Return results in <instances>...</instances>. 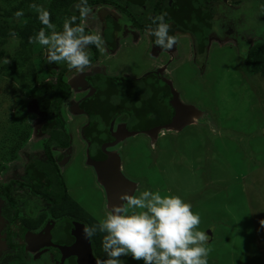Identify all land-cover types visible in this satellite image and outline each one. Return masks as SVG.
Instances as JSON below:
<instances>
[{
  "label": "rangeland",
  "instance_id": "1",
  "mask_svg": "<svg viewBox=\"0 0 264 264\" xmlns=\"http://www.w3.org/2000/svg\"><path fill=\"white\" fill-rule=\"evenodd\" d=\"M49 2L39 0L38 6L45 9ZM150 14L151 7L141 18L145 20ZM106 15L120 22L125 31L117 39L116 51L111 53L103 44L97 63L82 72L71 70L65 76L71 97L62 105V114L72 136V147L67 154L56 147L52 150L54 158H67L61 170L71 197L98 221L115 203L86 158L82 133L90 118L77 108L88 94L94 95V90L78 88L80 78L98 74L104 79L140 80L147 74L159 75L172 89L186 124L181 129L130 135L124 132L125 114L116 118L110 134L119 143L107 146L105 152L118 160L127 186L122 194L138 195L148 188L162 196L177 195L190 203L191 210L201 218L198 229L209 236V264H264V227L260 225L264 220V75L250 73L244 67L249 50L258 43L264 46V0H221L215 31L201 58L190 33L173 30L176 43L171 50L157 49L149 31L135 30L126 16L110 6L91 8L89 15L81 18V24L102 38ZM8 21L20 26L22 18ZM10 45L8 55H13L16 46L14 42ZM37 45L42 52L44 83L55 84L59 70L48 63L46 48ZM86 50L92 56L89 47ZM33 72L29 69L26 75ZM18 84L0 77V140L5 142L0 148V264H57L49 246L42 245L45 252L43 247L29 252L46 234L43 230L29 234L20 223L33 210L31 206L41 210L46 203L34 201L27 190L18 186L12 188L17 204L10 203L3 193L12 180L23 177L27 164L45 160L43 146L49 133H39L38 123L46 120L37 105L40 96L19 93L29 127H24V132L29 130L31 136L16 156L9 155L12 120L19 104L18 96L13 97L12 92L21 89ZM12 103L16 105L13 108ZM89 106L97 118L106 112V107L95 100ZM164 133L168 135L162 136ZM120 203L119 199L115 204ZM17 212L21 218L12 223ZM19 248H23L26 262L17 258ZM121 259L125 264H142L128 257Z\"/></svg>",
  "mask_w": 264,
  "mask_h": 264
},
{
  "label": "trees",
  "instance_id": "2",
  "mask_svg": "<svg viewBox=\"0 0 264 264\" xmlns=\"http://www.w3.org/2000/svg\"><path fill=\"white\" fill-rule=\"evenodd\" d=\"M39 0H0V77H6L19 83L21 89L13 91L12 96H18L19 104L16 107L12 120V148L9 155L16 156L21 151L31 136L30 131L24 132L26 126L25 115L23 114V99L20 100L19 93L40 96L37 103L41 112L46 116L44 122L38 123L39 133L47 134L48 139L44 143V161L35 160L26 165L24 175L20 180L14 181L4 187V195L10 203L17 204L12 195L13 187L28 188L35 198H42L52 202L50 214L55 220H73L85 225H92L98 222L93 216L82 208L75 201L67 190L65 178L58 165V160L53 157V147L69 149L72 136L67 128L65 118L62 114V105L71 97V87L65 82L66 74L74 69H68L61 62L51 64L58 68L56 83H44L43 71L41 69L42 52L37 50L35 35L41 29L45 34L50 30L37 18V11L32 7L38 5ZM78 0H50L45 8L49 12V20L55 26L56 31H61L63 22L70 16H76L77 24H81V18L75 8ZM221 0H88L90 8L105 5L117 10L126 16L132 27L137 31H147L150 27H155L153 20L156 16L166 13L165 22L169 24V34L173 30H181L190 33L195 38L196 51L201 58L207 52L210 45L211 34L215 31L217 23V6ZM151 7L150 16L143 20L141 16L146 14ZM21 10L23 15L20 26L12 25L8 20L17 19L15 13ZM105 28L102 33L104 45L111 52L117 49V39L125 35V31L120 22L113 17L104 16ZM86 33H91L85 28ZM157 49L164 50L155 45ZM15 43L16 50L12 55H8L9 47ZM37 45V46H36ZM92 56H90L91 67L100 59V51L93 45L88 46ZM167 49L166 51H170ZM7 59L9 62L5 63ZM15 67V70H12ZM87 67V68H88ZM245 69L253 74L264 75V46L261 43L253 46L244 61ZM34 69L33 73L26 75L27 70ZM16 71V72H15ZM96 74L94 78H89V82L95 90V94L87 96L80 104V109L90 118V124L84 128L86 141L92 143L97 141V155L92 160H103L105 155L100 152V147L104 143H109L114 139L111 137L110 128L113 121L120 115L126 113L130 116L127 122V129L131 132H144L157 125L169 124L175 115V108L172 105L174 94L168 84L160 80L157 75L148 74L143 79L133 80L128 77L120 79L105 77ZM86 81V80H85ZM87 82V81H86ZM100 86L102 83H106ZM41 84V86H39ZM39 86V87H38ZM37 88V89H36ZM18 92V93H17ZM92 100V102H91ZM98 102L102 107H106L105 114L97 118L93 115L89 103ZM93 105V104H92ZM15 107L12 103V108ZM22 110V111H21ZM21 113V115H18ZM103 121V123H100ZM102 124V125H101ZM29 128V127H28ZM93 144V143H92ZM5 146V142L0 140V148ZM48 184L49 187H43ZM43 188V191L40 189ZM44 215L36 221H24L25 225H31L30 229L44 222ZM62 225L58 224L55 235L62 239L64 234ZM103 234L97 233L92 239V249L95 261L103 260L104 254L101 251V237ZM14 247V246H13ZM18 259L24 261L19 253Z\"/></svg>",
  "mask_w": 264,
  "mask_h": 264
},
{
  "label": "clouds",
  "instance_id": "3",
  "mask_svg": "<svg viewBox=\"0 0 264 264\" xmlns=\"http://www.w3.org/2000/svg\"><path fill=\"white\" fill-rule=\"evenodd\" d=\"M32 7L41 24L50 30L47 35L43 29L35 35V41L47 50L48 63L63 62L70 70L84 71L90 65L88 46L100 49L104 44L99 33H86L85 27L76 23V16L66 18L62 30L56 31L49 12L35 4ZM75 8L80 18L91 12L88 0H78ZM22 15L21 10L15 13L17 18ZM165 16L166 13L156 16L155 27L148 31L155 45L167 50L174 46L176 37L169 34ZM119 199L121 203L112 204L103 219L82 230L88 240L98 232L103 234L100 244L105 258L97 264H125L121 257L142 264H209V236L198 229L201 218L191 210L190 203L177 195L162 196L148 188L138 195L123 193ZM260 225L264 227V220Z\"/></svg>",
  "mask_w": 264,
  "mask_h": 264
},
{
  "label": "flooded vegetation",
  "instance_id": "4",
  "mask_svg": "<svg viewBox=\"0 0 264 264\" xmlns=\"http://www.w3.org/2000/svg\"><path fill=\"white\" fill-rule=\"evenodd\" d=\"M148 31V30H147ZM96 75V74H95ZM148 75V74H147ZM146 75V76H147ZM152 75H154V74H152ZM158 77H159V75H157ZM95 77V76H94ZM94 77H84V81L86 82V84H85V88L86 87H89L90 88V91L91 90H94V88L92 87V85L90 84V82H89V78H94ZM160 78V77H159ZM81 79V78H80ZM160 80H161V78H160ZM77 87H78V85H77ZM79 88V87H78ZM82 88V87H81ZM85 88H82V89H85ZM89 91V92H90ZM94 94H95V90H94ZM87 96H90V94H88ZM86 96V97H87ZM85 97V98H86ZM85 98L83 99V100H85ZM82 100V101H83ZM82 103V102H81ZM77 111L78 112H82V113H84L81 109H80V105H79V107L77 108ZM125 114V116L127 117V122L128 121H130V116L128 115V114H126V113H124ZM124 114H122V115H124ZM122 115H120V117L118 118V120L121 118V116ZM174 119H175V115L173 116V118H172V120H171V123H169V124H162V125H157L156 127H154V128H152V129H149L148 131H144V132H137V133H144V134H147V133H151V132H155V133H160V131H161V129H165V128H172V125L174 124ZM116 120V119H115ZM114 120V121H115ZM113 121V123L111 124V128H110V131H111V129H113V125H114V122ZM84 130V129H83ZM124 132L126 133V134H130V135H133V134H135L136 132H131V131H129L128 129H127V124L125 125V128H124ZM168 134H171L172 132L169 130L168 132H167ZM167 134V135H168ZM166 135V133H164L162 136H164V137H166L167 136ZM82 137H83V139H84V143L86 144V146H87V148H86V158L88 159V162L90 163V164H92V163H94V162H105V161H107L108 159H109V157H113V159H115L116 160V163H117V166L115 167V169H116V172H117V178L120 180V181H123L124 182V180H123V178L121 177V173H120V171H119V166H118V160L116 159V156H111V154L109 153V152H105V148L107 147V146H116L117 145V143H119V141H117V139H116V136H113V135H111V137L114 139L113 141H111V142H109V143H104L103 145H101V147H100V152H102V154H104L105 155V159H103V160H99V161H96V160H92V157H91V153H90V151L92 150V155H93V157H96V155L98 154L97 153V149H96V143H97V141H93L92 143H90L89 141H86V139H85V136H84V132L82 133ZM73 143V142H72ZM71 147H72V144H71V146L69 147V149H71ZM56 148H58V147H56ZM58 149H60V150H62V151H64L65 152V154H67V153H69V149H61V148H58ZM43 154H44V152H43ZM52 154H53V150H52ZM53 157H55V156H53ZM58 157V158H57ZM55 159L56 160H58V165H59V167H60V169H61V166L62 165H65L66 164V161H67V158H65L64 157V155H60V156H57ZM35 160H39V159H35ZM34 160V161H35ZM41 161V160H40ZM68 161L70 162V158L68 159ZM94 168H95V166H94ZM95 170H96V173L98 174V177H99V173L97 172V169L95 168ZM62 171V170H61ZM63 173V172H62ZM63 175V174H62ZM99 180H100V177H99ZM101 181V180H100ZM125 183V182H124ZM101 184H102V181H101ZM104 185V184H103ZM42 186L45 188V187H49V185L48 184H42ZM112 189H114L113 187H111ZM21 189H23V190H27L29 193H30V195H31V192H30V189H28V188H21ZM41 191H43V188H41L40 189ZM116 191H113L112 193H111V195H110V198L112 199L111 201L112 202H115L116 203V201H118L119 199V197H120V195H119V193H120V191H117V189H115ZM32 196V195H31ZM33 197V196H32ZM34 198V201H36V200H40V201H43V202H45L46 204V206L45 207H43L41 210L39 209V210H34L35 208H33V206H31L32 208H31V210L32 211H29V213H28V216H27V218L25 217V218H21V217H19V214H18V212L13 216V218H12V223H14V222H16V221H18L20 218V223L22 224L21 226H22V228H24L25 229V231H27V232H30L29 234H38V232H40L41 230H43L44 231V233L46 234L45 235V238H43V240H37L36 241V243H34L33 245V247L30 249V251L29 252H33V253H35L34 251H37V250H40L41 251V247H43L42 248V252H45L46 251V247L47 246H49L48 248V250L50 251V253H51V255L54 257V259H55V262H57V264H79V262H80V264H84V263H86L87 261H85V260H87L86 258V256L88 255V257H92L93 259H95V257H94V253H93V249H92V244H91V240H89L90 241V243H89V245L88 246H86L85 248H83V250L80 252V253H77L76 255H73V256H70V257H68V249H70V248H72L75 244H76V237H75V234L77 235V228L79 229V227H81V226H83V227H85L86 225L85 224H83V223H80V222H78V221H73V220H69V221H67V220H55V219H53L52 218V216H51V214H50V209L52 208V205H53V203L52 202H49V201H46V200H44V199H42V198H35V197H33ZM36 199V200H35ZM114 203V204H115ZM79 204V203H78ZM80 205V204H79ZM81 206V205H80ZM82 207V206H81ZM83 208V207H82ZM28 210H29V208H28ZM108 211H109V208L107 209ZM34 214H37V217H33V215ZM31 215V216H30ZM44 215V222L43 223H40L37 227H36V229L35 230H33V229H30L31 228V226H32V224L31 225H25V223H24V221H36V220H39V219H41V217ZM29 216H30V218H29ZM58 224H60V225H62L61 227H62V229H64V234L61 236V238L62 239H58L57 237H56V235H55V231H56V228H57V226H58ZM49 231H51V240H50V242H49V240L47 239V232H49ZM27 232H25V233H27ZM42 245H46V247L44 248V246H42ZM14 247H16V245H13ZM52 247H56L55 249L54 248H52ZM20 250V253L22 254V256H23V258H24V252L22 251V249L23 248H19ZM24 261H25V258L23 259ZM23 261V262H24ZM85 261V262H84ZM26 262V261H25ZM91 263V262H90Z\"/></svg>",
  "mask_w": 264,
  "mask_h": 264
},
{
  "label": "water",
  "instance_id": "5",
  "mask_svg": "<svg viewBox=\"0 0 264 264\" xmlns=\"http://www.w3.org/2000/svg\"><path fill=\"white\" fill-rule=\"evenodd\" d=\"M85 84L86 82L84 81V78H81L78 82V87L81 88V86H85ZM175 100H176V97L174 95V100L172 102V105L175 108V119H174V124L172 125V127L181 129L182 127L185 126L186 122L185 123L183 122L182 108L181 106L175 103ZM92 165L95 166V168L97 169L100 180L102 181V184H104V186L106 187L109 196L111 195L113 191H116L115 189H117V191H120L119 195L122 194L124 189L126 190V187H127L126 184L117 178L118 176H117V172L115 169V167L117 166V163H116V160L113 159V157H109V159L105 162H94L92 163ZM111 187H113L114 189H112ZM83 228H84L83 226L79 227V229L77 228V235L75 234L77 241H76V244L72 248L68 249V257L76 255L77 253H80L83 250V248L89 245L90 241L86 239L82 234ZM47 239L50 242L51 231L47 232ZM86 257H87L86 258L87 260L85 261L91 262L92 264H97L95 259H93L91 256L88 257L87 255Z\"/></svg>",
  "mask_w": 264,
  "mask_h": 264
}]
</instances>
